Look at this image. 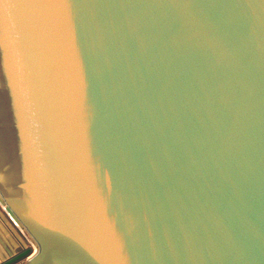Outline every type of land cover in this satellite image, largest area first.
Listing matches in <instances>:
<instances>
[{
	"label": "water",
	"instance_id": "1",
	"mask_svg": "<svg viewBox=\"0 0 264 264\" xmlns=\"http://www.w3.org/2000/svg\"><path fill=\"white\" fill-rule=\"evenodd\" d=\"M3 264H264V0H0Z\"/></svg>",
	"mask_w": 264,
	"mask_h": 264
},
{
	"label": "crops",
	"instance_id": "2",
	"mask_svg": "<svg viewBox=\"0 0 264 264\" xmlns=\"http://www.w3.org/2000/svg\"><path fill=\"white\" fill-rule=\"evenodd\" d=\"M29 248H34L33 242L15 225L0 204V264Z\"/></svg>",
	"mask_w": 264,
	"mask_h": 264
},
{
	"label": "rangeland",
	"instance_id": "3",
	"mask_svg": "<svg viewBox=\"0 0 264 264\" xmlns=\"http://www.w3.org/2000/svg\"><path fill=\"white\" fill-rule=\"evenodd\" d=\"M25 234L27 235V237L30 239L29 235L25 232Z\"/></svg>",
	"mask_w": 264,
	"mask_h": 264
}]
</instances>
